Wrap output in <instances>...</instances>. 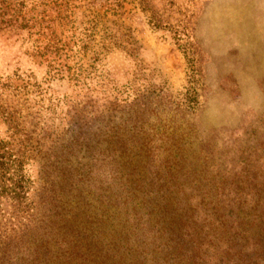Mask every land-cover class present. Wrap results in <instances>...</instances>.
Returning a JSON list of instances; mask_svg holds the SVG:
<instances>
[{
  "label": "rangeland",
  "instance_id": "rangeland-1",
  "mask_svg": "<svg viewBox=\"0 0 264 264\" xmlns=\"http://www.w3.org/2000/svg\"><path fill=\"white\" fill-rule=\"evenodd\" d=\"M128 116L165 166L186 161L185 194L235 198L227 214L251 215L241 196L264 179V0H0V141L25 150L35 194L50 165L80 161ZM227 220L207 237L233 248L223 264H264L258 223Z\"/></svg>",
  "mask_w": 264,
  "mask_h": 264
},
{
  "label": "trees",
  "instance_id": "trees-1",
  "mask_svg": "<svg viewBox=\"0 0 264 264\" xmlns=\"http://www.w3.org/2000/svg\"><path fill=\"white\" fill-rule=\"evenodd\" d=\"M135 118L90 137L80 161L50 165L38 194L25 150L0 141V264H223L233 248L207 237L227 219L252 217L264 232V179L241 196L252 216L228 215L236 199L185 194L179 174L190 167L177 155L165 166Z\"/></svg>",
  "mask_w": 264,
  "mask_h": 264
}]
</instances>
